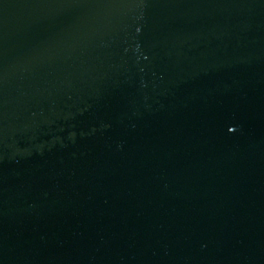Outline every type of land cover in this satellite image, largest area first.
Returning <instances> with one entry per match:
<instances>
[{
  "label": "water",
  "instance_id": "95a60500",
  "mask_svg": "<svg viewBox=\"0 0 264 264\" xmlns=\"http://www.w3.org/2000/svg\"><path fill=\"white\" fill-rule=\"evenodd\" d=\"M0 264H264V0H0Z\"/></svg>",
  "mask_w": 264,
  "mask_h": 264
}]
</instances>
